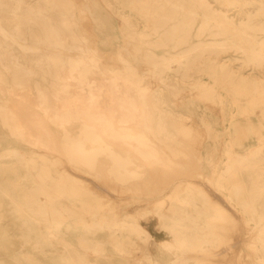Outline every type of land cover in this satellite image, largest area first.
Returning <instances> with one entry per match:
<instances>
[{"label":"bare ground","instance_id":"bare-ground-1","mask_svg":"<svg viewBox=\"0 0 264 264\" xmlns=\"http://www.w3.org/2000/svg\"><path fill=\"white\" fill-rule=\"evenodd\" d=\"M104 2L122 15L121 34L132 44L128 54L123 49L115 56L99 52L89 27L93 12L87 11L92 5L100 19L97 0H0V134L6 133L0 136V163L9 158L17 164L3 170L11 172L14 192L21 196L3 193L32 222L27 225L30 237L22 243L44 255L40 245L55 238L64 249L57 264H100L113 258L216 264L212 259L227 244L218 229L236 222L199 184L179 182L155 204L167 235L158 242L162 261L150 250L155 239L141 222L145 213L113 215L114 209L67 167L139 190L146 168L179 165V158H190L191 149L199 151L204 142L196 141L197 133L218 140L222 131L202 112L205 101L228 100L218 92L221 88L230 107L241 112L251 99L260 124L234 123L227 129L230 139L220 150L225 158L205 156L212 171L208 180L240 209L246 224H254L255 233L246 241L253 264H264V144L253 153L244 142L253 130L259 140L264 136V0ZM75 7L83 34L67 16ZM125 8L136 15L123 16ZM232 10L238 14L230 15ZM141 21L146 22L143 29ZM154 47L179 52L159 56ZM227 53L242 55L243 68L253 73H238L221 63ZM175 62L179 79L174 75L171 80L199 90L181 102L186 117L160 107L164 100L154 82L172 74ZM204 74L210 85L202 81ZM172 86L177 96L181 84ZM223 113H229L224 105ZM202 159L198 154L196 160ZM199 168L197 175L202 174ZM39 227L46 230H33ZM6 245L10 241L0 233V250ZM131 248L140 257L130 255Z\"/></svg>","mask_w":264,"mask_h":264},{"label":"rangeland","instance_id":"rangeland-1","mask_svg":"<svg viewBox=\"0 0 264 264\" xmlns=\"http://www.w3.org/2000/svg\"><path fill=\"white\" fill-rule=\"evenodd\" d=\"M80 1V0H78ZM99 6L98 10L101 15L100 19H96L95 8L92 5H88L87 11L91 13V20L89 22V27L92 29L93 39L97 41V47L99 52L105 56H115L117 53L123 49L124 53L128 54L132 50V44L126 42V38L121 34V16L119 13H114L109 5L104 2V0H97ZM31 4H35L32 1ZM215 6H219L213 3ZM112 6V5H111ZM249 7H255L256 5H248ZM77 7L73 11H68L67 16L70 20V24L74 26L78 31L80 30L82 34L84 33V27L79 25L78 22V11ZM123 16L136 15V13L130 8H125L121 11ZM230 15H237L236 10L229 12ZM239 16V15H238ZM140 27L143 29L146 22H139ZM79 25V26H78ZM101 26V27H100ZM83 36V35H82ZM88 37V36H87ZM89 38V37H88ZM90 39V38H89ZM127 49V50H125ZM153 52L156 55L162 56L166 54H171L175 56L179 50L172 48H153ZM242 55L237 53H227L221 55V63L229 64L233 67V70L238 73H243L245 75H250L253 70L250 68H243ZM110 62V60H109ZM141 68L144 69L142 64H139ZM173 71L172 74H168L165 80L160 81L154 79L157 84L159 94H161L160 99L164 100V103L160 107L165 112H171L175 117L176 115L184 116L187 111L182 106L181 102L188 99L190 95L199 92L198 89L191 86L189 82H178L179 75L176 72L177 63L172 64ZM176 75L174 80H171V76ZM202 81L206 84H211L212 80L208 75L201 76ZM173 83L181 84L179 94L176 96L173 94ZM176 88V87H175ZM218 92L222 94V98L228 99L224 101V104L219 102H207L204 103L203 114L209 121L216 122L217 128L222 132L219 133L218 140L207 139L204 133H197L195 136L196 141L204 142L200 150H190V158H179L180 164L174 166H158L154 169L146 168L145 177L143 178L140 189L131 192L125 187L117 186L115 182L111 183L104 181L102 178H96L93 176H88L84 172H78L70 167L67 170L75 177L81 179L83 184L87 186L94 194L99 195L98 197L107 206L113 208V215L124 216L126 214L135 213H145V217L141 219L142 224L148 229V231L153 235L155 241L153 245H150V250L154 256H158L162 261H164V252L159 249V241L164 240L167 235L162 231L157 215L155 204L159 200L165 198L172 189H174L179 182H195L199 184L203 189L208 192L211 196V200L217 202L220 206L226 208L229 213L234 217L235 224H229L227 229H218L227 239V244L221 247V251L218 252V256L214 257L212 260L216 264H253L251 258V249L249 243L246 241L255 233L254 224H246L245 218L240 211V209H235L230 205L226 198L225 193L221 189L213 187L212 180H208L211 175V166L205 161V156L213 157L215 160H223L224 154L220 153V150L228 143L230 137L227 134V129L231 127L234 123L235 126L250 125L254 124V128H257L260 124V119L258 117L257 111H255L251 99L247 98L248 108L246 111L241 112L236 105L230 107L231 102L226 95L225 90L218 88ZM223 105L225 106V111H229L228 115L224 117ZM186 117V116H184ZM196 123H200V119L197 117L193 118ZM226 127V128H225ZM6 135L4 131L0 134L2 137ZM248 138L244 140L245 144L248 146L249 152H256L257 146H262L264 144V136L261 140L258 139L257 131L253 130L247 136ZM217 144V146L215 144ZM29 150L28 147H24ZM246 149V150H247ZM264 149V147H263ZM245 149H240L241 152L246 151ZM203 157L201 161L196 160L197 156ZM16 162L10 161L6 158L2 163H0V233H5V236L9 239L10 245H6L7 249L1 248L0 250V260L4 264H30L28 259H38L37 264H57L58 255L62 252L63 247L57 242L55 238H51L52 242L48 240L47 243L40 245L44 250V255L39 254L38 250L33 249L32 244L22 243L25 236L29 238V228L28 224H32L30 219L23 218L16 211V204L11 202L9 196L3 193L6 190L11 196L20 197L21 194L14 192L13 183H16L11 179V172L7 169L16 166ZM200 167V168H199ZM198 168L200 169L201 175H197ZM152 222V223H151ZM25 225V226H24ZM39 231H45L44 227H39V229H33ZM246 242V243H245ZM129 247H127L128 249ZM231 248V249H230ZM224 249V250H222ZM229 249V251H228ZM129 254L135 257H140L138 251L131 248ZM226 251V252H225ZM241 255L245 256L243 261L240 260ZM27 256V257H25ZM26 258V260H25ZM240 262V263H239ZM149 264L147 261L143 260L140 262H134L133 260H126L125 258H113L111 261L102 259L100 264Z\"/></svg>","mask_w":264,"mask_h":264}]
</instances>
